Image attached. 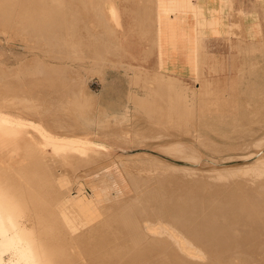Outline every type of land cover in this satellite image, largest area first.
Listing matches in <instances>:
<instances>
[{"label": "bare ground", "instance_id": "bare-ground-1", "mask_svg": "<svg viewBox=\"0 0 264 264\" xmlns=\"http://www.w3.org/2000/svg\"><path fill=\"white\" fill-rule=\"evenodd\" d=\"M60 2L64 1L0 0V32L7 38L20 39L24 52L31 53L15 65L0 60V156L8 158L6 163L0 161V264H118L122 256L123 264H226L224 254L239 257L242 252L235 251L240 246L233 234L262 236L264 222L244 213L243 207L236 209V203H230L224 191L214 187L213 181L223 184L230 176L225 175L228 170L213 177L209 171L206 178L211 182L205 185L182 186L177 177L183 173L194 179L196 171L144 154H111L83 143L85 140L78 135L94 131L121 141H143L166 136L171 130L190 134L199 116H220L222 111L232 109L240 113L241 102L251 108L241 89L264 93V83L257 86L252 78L261 72L258 76L264 80V62L258 64L259 60L251 59L254 53L264 59V44L257 45L253 41L256 39L242 40L234 45L235 53L214 58L212 64L205 58L204 47L198 46L197 73L193 76L200 81L201 89L195 90L177 74L126 63L121 39L110 45L97 41L90 25L83 24L82 10L81 14L73 9L60 13ZM73 2L85 1L67 0L68 4ZM208 3L206 9L197 5L196 21H211L210 31L221 29L219 12L229 5L228 0ZM217 3L221 6L216 10ZM100 4L110 23L116 25L114 2L103 0ZM158 6L168 7L158 0H136L127 10L131 29L148 42L143 53L146 57L158 46ZM173 10L168 7L167 12L177 19ZM232 17L230 26L239 24L238 18ZM63 25L69 26L62 32ZM241 25L233 32L244 37L255 34L244 33ZM238 55L246 58L239 64ZM58 57L70 58L77 68L59 66L53 62ZM205 65L209 73L232 71L236 76L227 81H210L204 76ZM108 68H122L121 74L131 86L138 85L142 93L128 92L119 106L101 103L87 83L91 76H97L106 85ZM244 77L247 81L243 83ZM28 116L35 120H28ZM142 119L148 128L128 129L130 121ZM163 150L191 156L193 149L190 144L176 141ZM254 154L250 156L254 161L241 170L248 174L252 170V178L263 177L264 157ZM100 169H104L100 181L118 191L115 196L108 194L106 203L88 206L70 199L72 194L66 195L71 186L64 171ZM121 177L128 180L133 191H124L122 197L118 187ZM249 189L252 203L259 196L264 200V188L259 187L261 193ZM57 201L63 207L60 212L53 209ZM94 207L101 213L99 219L94 218L96 213L93 216ZM95 233L100 235L96 237ZM229 236L232 240H228ZM248 254L261 255L251 264H264L263 252ZM214 256L219 261L214 262Z\"/></svg>", "mask_w": 264, "mask_h": 264}, {"label": "rangeland", "instance_id": "rangeland-1", "mask_svg": "<svg viewBox=\"0 0 264 264\" xmlns=\"http://www.w3.org/2000/svg\"><path fill=\"white\" fill-rule=\"evenodd\" d=\"M62 1L64 2H60L58 5L60 13L62 10L66 13L73 9L81 14L79 10H82L81 17L83 19V24L90 25L91 34L94 35V38L97 41L110 45L117 41L119 42L121 39L122 43L125 45V56L123 55V61L135 66H143L150 71L160 68V70L177 74L189 86L194 87L195 90L201 89L200 81L195 80V77L193 76L197 73L195 54L198 46L204 47L206 52L205 58H207L209 63L212 64L211 61H213L214 58L228 57L235 53L234 45L236 43H241L242 40L247 41L250 39H256L253 41L257 42V45L261 46L264 44V0H228L229 5H224L219 12L222 20L221 29L218 28L211 31L209 29L211 21H207L204 24L201 19V22H198L196 21L197 18L193 12L186 14L184 20L174 19V16H172L173 18H171V20L169 18V13L163 11L158 12L157 16L160 15L158 18L159 21H165V34L162 35V39L160 38L158 40V46L154 49L153 54L148 55L147 57L143 53H145V50L148 47V42H146L147 40L142 39L136 31L132 30L133 25L131 16L129 15V12H127V10L131 9L135 4L136 0H110L114 2L117 10L118 23L116 25L111 24L109 18L103 13V7L100 4L103 0H80L85 1L83 4L79 2L68 4L67 0ZM208 4L209 3L207 2V8ZM220 6L221 5L217 3L215 5L216 10ZM98 7L101 8L102 11L101 9H98ZM160 9H162L161 6ZM232 15L238 18L239 24L230 26L233 21ZM145 17L148 18L147 15ZM152 17L153 16L151 15L149 16L151 20H154ZM239 25L243 27L244 33L251 31L255 34L248 33V36L245 35L246 37H244L240 34L234 33L233 29ZM67 26L69 25H66V28ZM66 28L63 25L62 32ZM16 30L18 29L14 28V31ZM202 30L205 31L201 32ZM0 38V43H2L0 44V50L3 51L2 54H0V60H3L7 64L15 65L17 61L19 62L21 57L24 58L25 56L28 58L31 56V53L24 52L22 41L20 39L16 37V39L7 38L5 35L3 36L1 32ZM20 49H22V51ZM38 54L40 55V53ZM257 54L260 56L259 53H254L251 59L254 62L256 60L257 62L260 61L258 64H261L264 62V59L258 57ZM241 56L242 55L237 56L238 64L246 59ZM69 59L70 58L63 59V57H58L53 60V62L62 67L68 66L72 69L77 68L76 63L71 62ZM207 67V65L204 67V76L210 81H227L233 76H236L235 72L232 71L221 74L209 73ZM121 72H124L122 68H108L106 71V85H104L97 76H91L92 78H89L87 83L88 88L99 96L101 103L107 102L106 104H109L110 102L117 104L115 106H119V104L125 100L124 96L128 92L134 91L140 93L142 91L138 85L131 86L128 79H125L124 74L122 75ZM258 75L261 76V72L252 75L253 80L258 84L257 86H259L260 83H264V80L260 79L262 77ZM243 79V83L244 81H247L245 77ZM258 79H260V81ZM244 90H246V88ZM244 90L241 89L243 93L242 96L247 102L251 103V108H249L248 104H242L241 102L242 110H239L240 113H236L233 109L229 111L224 110L221 112L220 116L216 114L206 116V120H204L205 118H199L200 116L197 115V117L199 116V119L197 118L196 120L197 125L193 126L194 130H192L190 134L171 130L166 133V136L144 139L143 141L135 139L121 141L104 137L102 134L94 131L80 134L78 137L81 141L85 140L83 143L98 146L110 151L111 154L118 153L127 156H138V154H141L139 156H143L142 154H144V156L148 155L150 158H157L159 161L168 162L174 166L185 167L187 170L191 169L192 171H196L193 176L194 179L182 176L183 173L177 177L179 178L177 182L182 186L186 185V183L190 186L197 185L198 187L205 185V183L211 182L206 178L209 176V171L211 176L215 173L220 174L224 173V170H228L225 172V175L230 176L225 178L226 180L223 184L213 181L212 184L214 187L220 192L224 191L225 199L230 203H236V209L240 210V208L243 207L244 213H250L257 219H262L264 222V200L261 201L259 196L258 201L256 200V202L252 203V200H250V193L252 191L249 189L253 188V190L260 192L259 187L264 188V184L259 183L261 180L264 181V176L257 177L261 175H256L252 178V170L249 171L250 174H248L247 171L244 172L241 170L245 169L252 163V161H254L253 158L250 157L253 156V153H255L254 156L257 155L260 159L264 157V93L256 94V90H254V93H248L247 90V92ZM223 95H225V97L228 96L227 93H224ZM236 96L237 93L234 98H236ZM129 105L130 108H132L131 104ZM37 107L44 108L45 105H37ZM27 119L35 120L32 116H28ZM203 120L204 122L202 123ZM133 121H130L132 123L127 126L129 130L139 127L145 129L149 126L143 119L140 121ZM63 137L68 139L66 136ZM176 141H183L190 144L193 149L191 154L194 158L192 155L183 156L163 150L164 146L175 144ZM0 161H2L1 163H6L8 162V158L0 156ZM238 169L240 171L235 173ZM103 170L104 169H100L84 173L82 170L70 173L69 171L62 170V172L64 171L63 176L68 180V185L71 186L70 192L68 191L69 193L66 195L72 194L70 199L77 200L88 206L106 203L108 200V194L115 196L118 191L116 192L114 188H110L107 183L100 181L104 176L102 172ZM180 171L184 172L182 170ZM234 173L237 174V176ZM249 178L251 179V183L249 182ZM121 179V183H119L118 187H120L119 192L122 193L119 196L122 197L124 196V191L125 194H130L133 191L128 180H125L123 177H121ZM230 193H232L233 196H231ZM261 194L264 196V191ZM256 203L258 204L253 205ZM95 207L93 209L95 210L93 216L96 213L94 218L99 219L101 213L97 208L95 209ZM53 209L57 212H60L63 209L60 201H57V203L53 205ZM244 219H246L245 215ZM82 224L83 226H86V221H83ZM99 235V233H95L96 237ZM233 235L236 245L240 246V248H236L235 251H241L242 254L239 257L236 254H224V262H226V264H251L255 258L261 256L259 253L263 252L264 254V235L260 236L248 233H234ZM228 240H232V237L229 236ZM249 245L251 247H249ZM249 251L259 255L254 257V255L248 254ZM121 258H119V261H121H118V264H123L122 262L124 260L122 261ZM213 261H219V257L214 256Z\"/></svg>", "mask_w": 264, "mask_h": 264}, {"label": "crops", "instance_id": "crops-1", "mask_svg": "<svg viewBox=\"0 0 264 264\" xmlns=\"http://www.w3.org/2000/svg\"><path fill=\"white\" fill-rule=\"evenodd\" d=\"M160 3L164 2L166 3V6L169 7L170 9H174L173 11L176 12L177 15V20L179 19H185V15L188 14L189 12H193V14H195L196 12V8L197 5H200V8L205 7V9L207 8V2L208 0H158ZM206 4V6H205ZM168 7H166V9H160V6H158V11L157 12H167L168 11ZM168 13V12H167ZM158 15V14H157ZM160 16V15H159ZM158 16V18H159ZM173 14L170 13V19L172 18ZM195 16V15H194ZM157 18V25H158V40L161 38L162 39V35L165 34V21L163 20H158ZM172 20V19H171ZM164 23V24H163ZM162 26V27H161ZM162 29V30H161ZM164 29V30H163ZM125 47V45H124Z\"/></svg>", "mask_w": 264, "mask_h": 264}]
</instances>
